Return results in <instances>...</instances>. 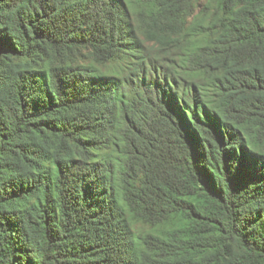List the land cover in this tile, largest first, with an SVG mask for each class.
Segmentation results:
<instances>
[{"label":"trees","instance_id":"trees-1","mask_svg":"<svg viewBox=\"0 0 264 264\" xmlns=\"http://www.w3.org/2000/svg\"><path fill=\"white\" fill-rule=\"evenodd\" d=\"M0 264H264V0H0Z\"/></svg>","mask_w":264,"mask_h":264}]
</instances>
